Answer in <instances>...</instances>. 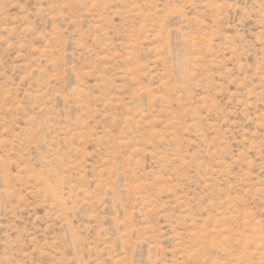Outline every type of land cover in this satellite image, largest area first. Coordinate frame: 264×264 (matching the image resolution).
Masks as SVG:
<instances>
[{
    "label": "rangeland",
    "instance_id": "1",
    "mask_svg": "<svg viewBox=\"0 0 264 264\" xmlns=\"http://www.w3.org/2000/svg\"><path fill=\"white\" fill-rule=\"evenodd\" d=\"M0 264H264V0H0Z\"/></svg>",
    "mask_w": 264,
    "mask_h": 264
}]
</instances>
